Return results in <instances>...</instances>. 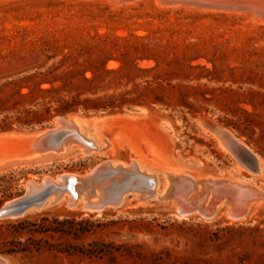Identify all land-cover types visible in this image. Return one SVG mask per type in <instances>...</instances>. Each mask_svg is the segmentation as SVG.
<instances>
[{"label":"rangeland","instance_id":"rangeland-1","mask_svg":"<svg viewBox=\"0 0 264 264\" xmlns=\"http://www.w3.org/2000/svg\"><path fill=\"white\" fill-rule=\"evenodd\" d=\"M248 19L152 2H2L0 132L51 126L74 112L115 116L106 125L113 126L108 135L123 130L147 155L149 138L173 157L249 178L201 126L208 120L226 129L264 161V24ZM67 102L78 103L76 110L58 113ZM123 148L116 157L102 151L52 158L4 173L2 205L23 195L28 180L84 175L104 161L129 165L138 158ZM258 182L264 186V179ZM132 198L99 214L60 204L1 220L0 249L15 242L35 248L0 256L11 264H264V213L244 223L178 218ZM43 217L83 226L70 234H16L20 223L29 227Z\"/></svg>","mask_w":264,"mask_h":264},{"label":"bare ground","instance_id":"bare-ground-1","mask_svg":"<svg viewBox=\"0 0 264 264\" xmlns=\"http://www.w3.org/2000/svg\"><path fill=\"white\" fill-rule=\"evenodd\" d=\"M6 1L7 0H0V3ZM97 1L108 3L113 7L146 2H152L160 6L157 0H136L134 2H119L112 0ZM173 7L188 8L185 6ZM242 15L248 17V21L251 23L264 24L258 17L250 14ZM71 117V115L68 116V118ZM114 117L109 116L103 120L95 119L90 125L86 122L83 124L76 122L75 128L73 129H67L59 119H56L54 122L58 126V143L52 141V143L45 147V150L41 154L29 157H15L0 161V175L16 169L18 170L40 163H46L52 158L67 160L71 157L77 159L86 156L89 157L90 155H95L102 151H105L107 156L113 155L116 157V152L119 151L120 148L126 147L134 151L138 158L133 159L129 165L115 160L108 161V168L103 172L102 168H96L95 171L89 174L91 187L84 186V180L77 178L78 176H74V180L78 181L74 190L70 191L68 195H63L52 205L60 207V204L64 205L67 204L68 201H71V203H73L72 208H76L79 211L84 210L93 212L99 210V213H101L100 211L107 206L115 204L117 196L115 192L121 187L118 193V196H122L121 203L127 199L125 194L133 191L132 197H134L136 204L146 207L154 203L156 208L161 207L168 210L178 218L199 216L206 221L227 220L229 223H244L264 213V206H259L252 214L239 218L235 210L231 208V205H233L239 210V208L244 207L250 199L262 197L263 195L260 190L254 187L245 188L241 186L239 182L225 184L219 182L212 176L194 172L195 170L180 165L175 160V157L170 154L169 149H165L164 152H162L157 147L156 143L149 138L145 139L147 155L143 151L141 152L136 144H133L131 141L128 142L129 138L123 130L112 132L113 134L109 136L107 132L110 131L113 126L110 124L111 127H107L106 125H109L108 123H110ZM223 133L225 132H221L219 136H214L217 138L220 147L225 151L223 147V141H225L223 139ZM226 134L240 146L245 149L248 148L231 132L227 131ZM72 144L77 145L72 146ZM94 178L98 180V185H94ZM108 178L109 181H107ZM46 179L49 178H45V180ZM54 183L55 185L58 184L57 181ZM120 184L121 186H119ZM226 199H229L228 205L224 203ZM64 201H66V203H63ZM0 259L5 260L7 264H11L9 259L5 257L0 256Z\"/></svg>","mask_w":264,"mask_h":264},{"label":"water","instance_id":"water-1","mask_svg":"<svg viewBox=\"0 0 264 264\" xmlns=\"http://www.w3.org/2000/svg\"><path fill=\"white\" fill-rule=\"evenodd\" d=\"M119 2H134L136 0H112ZM160 6L173 7V6H185L193 7L199 10H210V11H227V12H236L240 14H250L252 16L258 17L264 22V0H157ZM72 116L68 118V116ZM129 116L136 117L134 113L128 114ZM109 116L103 115H90L86 116L78 112L71 113L64 117H57L53 120V125L46 127H37V128H26V129H12L0 132V161L9 160L15 157H29L32 155H37L43 153L45 147L48 144L53 142L58 143V133H57V124L55 120L59 119L60 122L67 129L75 128V123L91 124L93 120H103ZM163 121L168 122L169 118L163 116ZM201 126L208 131L211 135H218L221 132L223 133V147L225 151L230 153L236 160L237 165L247 171L251 177L242 178L237 175L228 176L221 175L216 173L212 168L207 165H202L200 163H195L192 161L184 160L183 158L177 156L175 153V160L188 169H193L197 172L204 173L217 179L219 182L225 184L232 182H239V184L245 188L254 187L255 189L260 190L262 197L252 198L247 201L244 207L236 209L231 205L232 209L235 210L237 217L243 218L252 214L259 206H264V186L259 185L258 179H264V161L262 158L253 152L249 147L245 149L240 146L233 140H231L227 133V130L214 124L208 120H203ZM77 144H72L76 146ZM102 154V153H100ZM109 161V160H108ZM104 161L92 170L88 171L84 175L80 174H62L56 178L42 179L41 181H30L26 182L25 191L23 195L5 202L0 207V221L7 219H18L25 217L31 213L40 211L47 208L48 206L56 203L63 195H68L70 191L74 190V187L78 184L74 180V176L81 178L85 182L84 186H90L89 174L95 171L96 168H102V172L105 171L108 167L107 162ZM55 181L58 182L55 185ZM109 181V178L108 180ZM94 185H98V180L93 179ZM121 186V184L119 185ZM118 189L115 194H117L115 199V204L107 207H119L125 202L129 201L132 198L133 191L125 194L127 200L121 203L122 196H118ZM81 191V190H79ZM130 194V196H129ZM133 199V198H132ZM214 202V201H212ZM136 203V202H134ZM225 205L229 204V199L224 200ZM67 206L72 208L73 203L71 201L67 202ZM105 209V208H104ZM238 210V211H237ZM99 212V210H95ZM102 211V210H101ZM204 220V219H203ZM0 264H7L5 260L0 259Z\"/></svg>","mask_w":264,"mask_h":264},{"label":"trees","instance_id":"trees-1","mask_svg":"<svg viewBox=\"0 0 264 264\" xmlns=\"http://www.w3.org/2000/svg\"><path fill=\"white\" fill-rule=\"evenodd\" d=\"M78 103L76 102H67L64 106L60 107L57 110L58 113H66L70 111L76 110ZM113 107V106H112ZM97 108V107H96ZM115 108V107H113ZM25 124L29 125L30 122H26ZM4 202L3 198H0V206ZM22 223L16 226V234H28L30 236H34L35 234H48V233H57V234H70L73 232H78L83 226V222L76 223L75 221L63 220L58 221L55 220L54 223H48V218L43 217L40 223H28L29 227H21ZM85 230V229H84ZM35 248L26 243L15 242L12 247H9L5 250L0 249V254L7 255H15V254H26L29 253Z\"/></svg>","mask_w":264,"mask_h":264}]
</instances>
